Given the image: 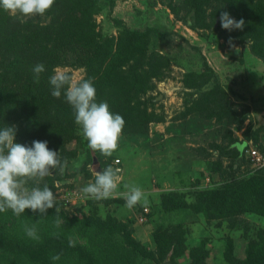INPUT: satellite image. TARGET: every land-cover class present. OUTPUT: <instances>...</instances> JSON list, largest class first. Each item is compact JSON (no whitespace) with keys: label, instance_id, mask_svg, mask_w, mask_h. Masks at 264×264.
Masks as SVG:
<instances>
[{"label":"rangeland","instance_id":"obj_1","mask_svg":"<svg viewBox=\"0 0 264 264\" xmlns=\"http://www.w3.org/2000/svg\"><path fill=\"white\" fill-rule=\"evenodd\" d=\"M90 1L98 9L93 14L95 38L118 36L115 19L141 31L162 27L169 36L166 34L162 41L152 38L149 51L160 50L169 56L171 64L162 69L161 77L152 78V88L143 96L157 118L142 131L123 128L118 148L111 156L89 148L78 125V156L49 185L58 211L55 207L48 210L67 212L93 223L107 220L103 240L118 245L123 252L118 249L114 262L128 255L131 264H169L180 243L182 255L174 261L177 264H186L194 254L206 264H264V250L259 257L250 252L242 263L248 243L250 248L253 243L264 245V214L243 212L228 219L229 215L208 209L202 200L208 192L221 190L227 176L230 182H242L252 181L257 171L264 174V165L248 157L235 159L232 149L226 147L229 139H243L247 131L257 130L258 145L264 150V52L262 57L256 53L260 40L252 38L248 42L247 38L229 36L234 29L221 27L214 2L202 9L205 15L199 26L190 28L183 20L188 15L185 0H114L115 6L111 0ZM85 55H94V48H87ZM57 67L67 69L78 80L86 79L88 74L86 66L72 62ZM106 81L112 83L113 79L107 76ZM199 84L201 89L196 92ZM213 90L206 110L188 112L193 103L205 100ZM229 104L236 111L234 115L220 121L212 117L222 114ZM242 111L247 112L245 119ZM109 166L118 170L117 190L107 199L85 197L81 188L94 182L96 171ZM125 184L139 186L146 203L128 208ZM145 206L150 210L147 222L137 218ZM11 215V210L0 212L1 238L4 230L11 228L7 222ZM62 219L59 222L64 228L67 225ZM20 224V230L27 225ZM175 236L180 240H175L167 252L166 242ZM80 242L90 245L88 238ZM3 248L0 264H4Z\"/></svg>","mask_w":264,"mask_h":264},{"label":"trees","instance_id":"obj_2","mask_svg":"<svg viewBox=\"0 0 264 264\" xmlns=\"http://www.w3.org/2000/svg\"><path fill=\"white\" fill-rule=\"evenodd\" d=\"M212 2L218 5L217 15L227 11L236 20L245 21L243 29H234L229 36L241 40L247 38L248 42L258 38L256 41L260 40V45L256 53L262 57L264 0H185L184 8H188V15L183 18L185 24L190 28L199 26L205 15L201 13L202 9ZM110 3L115 6L114 0ZM91 5L90 0H54L53 6L43 16L23 18L0 8V128L14 126L15 142L27 146H31L33 140L47 141L49 149L59 153L66 166L78 156L81 138L75 123L74 109L67 103L63 91L60 98L51 94L49 77L55 67L71 62L86 66V79L93 81L97 102L106 101L110 111L122 115L125 121L123 128H138L142 131L157 118L154 111H149L143 96L152 88V78L161 77L162 69L171 64L169 56L160 50L149 51L152 38L162 41L166 37L167 33L162 27H149L141 31L131 29L121 19H115L120 29L118 36L97 39L93 14L98 9L95 10L94 5ZM89 47L94 48L92 56L85 55ZM37 63L45 66L38 83L32 72ZM107 76L112 77V83L106 81ZM200 86H196V92L200 91ZM213 93L214 90L205 100L193 103L188 112L206 110ZM221 112L220 115L212 114V117L220 121L236 113L230 104ZM242 114L245 119L247 112L242 111ZM74 141L76 146L72 148ZM251 146L262 150L258 145L257 130L247 131L243 139L234 137L226 143L227 150L232 149L235 159L243 160L248 157L246 151ZM262 170L264 172V167ZM259 172L254 174L252 181L230 182L227 176L221 190L208 192L207 196L202 197L203 204L208 209L215 208L219 213L229 215L228 219L243 212L259 211L264 214V174L259 175ZM60 177V170L55 169L38 186L42 188L44 184L51 185ZM28 186L37 185L30 180ZM146 208L149 210L147 206L143 207L137 217L139 220L145 218V222L150 214L145 211ZM52 210L41 215L38 211L26 209L27 214L7 218L11 228L5 229L4 237H0V247L6 249L2 260L4 264H131L132 258H127L128 255L121 262H114L118 249L120 253L123 252L118 245L103 240L108 229L106 226L109 225L107 220L93 223L77 216L71 217L67 212L57 214ZM62 218L67 225L64 228L59 222ZM19 223H22L21 226L35 225L39 241L29 238L24 229H18ZM80 238L90 239V245L80 242ZM70 240L73 246L69 245ZM175 240L179 242L180 239L175 236L173 241L166 242L167 252ZM181 250L179 243L178 251L171 256L169 264H177V258L182 255ZM263 250L264 245L256 246L253 243L250 248L248 243L242 263L248 260L250 252L259 257ZM57 254L59 259L53 260L52 257ZM233 257L237 262L241 261L235 255ZM186 264L206 263L194 254Z\"/></svg>","mask_w":264,"mask_h":264},{"label":"clouds","instance_id":"obj_3","mask_svg":"<svg viewBox=\"0 0 264 264\" xmlns=\"http://www.w3.org/2000/svg\"><path fill=\"white\" fill-rule=\"evenodd\" d=\"M54 4V0H0V8L13 16H43ZM221 27L226 30L243 29L245 21L236 20L225 11L220 14ZM45 71L43 63L32 68L34 80L38 83L40 74ZM52 96L63 95L74 109L75 123L80 126L81 134L88 147L111 156L118 148L125 121L120 114L110 111L106 101L97 102L96 88L91 79H76L67 69L57 67L49 77ZM14 126L0 128V212L11 210L20 216L26 209L46 215L47 210L56 208V196L49 185L39 187L40 181L59 169L63 173L65 164L59 153L49 149L47 141L33 140L31 146L15 142ZM32 180L37 186L29 187ZM118 170L109 166L95 172L94 182L81 188L87 198L96 200L109 198L118 188ZM126 206L133 208L145 202V194L139 186L124 185ZM58 211V209L56 208ZM25 234L39 241L35 225H24ZM69 245L73 246L72 241ZM58 260L59 255L52 257Z\"/></svg>","mask_w":264,"mask_h":264},{"label":"built area","instance_id":"obj_4","mask_svg":"<svg viewBox=\"0 0 264 264\" xmlns=\"http://www.w3.org/2000/svg\"><path fill=\"white\" fill-rule=\"evenodd\" d=\"M247 155L250 160H252L257 165H264V152L260 149H258L255 146H251L249 149H247ZM67 201H71L70 197H67ZM146 212H149V210L146 208ZM145 220V218L143 219Z\"/></svg>","mask_w":264,"mask_h":264},{"label":"water","instance_id":"obj_5","mask_svg":"<svg viewBox=\"0 0 264 264\" xmlns=\"http://www.w3.org/2000/svg\"><path fill=\"white\" fill-rule=\"evenodd\" d=\"M97 161V159H95Z\"/></svg>","mask_w":264,"mask_h":264}]
</instances>
